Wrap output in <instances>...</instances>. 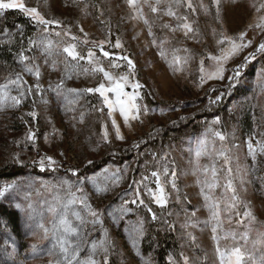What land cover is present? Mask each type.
I'll return each mask as SVG.
<instances>
[{"label":"rangeland","instance_id":"obj_1","mask_svg":"<svg viewBox=\"0 0 264 264\" xmlns=\"http://www.w3.org/2000/svg\"><path fill=\"white\" fill-rule=\"evenodd\" d=\"M23 2L27 7L38 8L46 18L59 19L66 28H71L72 35L81 38L83 33L79 31L80 26L92 41L108 39L110 30L111 44H105V50L119 56H128L135 62L134 79L139 80L144 86L140 89L143 99L138 103L147 105L149 112L147 115L142 113L140 120L131 121V128L124 124L118 112L114 113L125 136L123 141L117 140L111 119L107 116V108L104 113L96 110L101 107L98 94H85L76 103L69 104L51 90L64 76L63 56L56 58L59 71H54L51 67L52 58H48L49 63L45 64V58L39 53L26 52L28 55H35L34 62L40 65L42 73L40 83L45 92L43 98L39 93L31 95L19 108L0 109V185L29 179L53 182L67 179L73 183L82 181L93 206L104 213L105 227L108 228L115 242L110 264H145V261H150V264H169V257L174 258L177 264H182L181 253L192 261H196L197 258L202 261L206 257V264H219L211 232L203 223L194 229L181 227L186 220V212L199 209L197 219L200 222L206 220L209 215L202 206L204 202L200 195L197 177L191 174L195 166L194 153L197 142L205 137L210 144L214 143L219 149L222 142L213 137V132L219 131L227 137L223 142L224 146L230 148L232 154L239 155L242 165L252 163L246 158L245 141L254 129L264 131V91L261 88L264 84V76L261 75L264 70V56H258L256 60L247 64L238 82L229 87L221 102L210 104L209 97L214 100L220 90L230 85L229 77L232 76V70L243 62V57L248 52L254 51L256 46L264 41V34H260L258 29L249 30V37H254L253 46L227 62L223 80H209L201 87L199 61L204 58V67L211 70L212 61L207 59V55L209 53L219 55L216 37L212 34L213 29L216 30L217 35L223 30L229 35L238 34L248 25L256 23L258 15H264V13H256L251 7L253 3L258 6L264 0H242V6L232 7L223 13V25L214 18V15L203 13L199 7L200 0H192L196 12L181 8L178 14L187 15L189 21L193 22V27L199 32L195 38L185 37L179 29L175 33L162 29V23L176 26L179 21L169 17L157 19L150 9L144 6V15L152 22V31L155 34L154 37L150 36L143 21L132 18L133 11L126 0H77L75 4L72 0H23ZM203 2L211 6V0H203ZM224 2L227 3V0ZM15 15L22 19V22L16 25L11 22V18ZM17 26H23L25 39H21ZM9 31L13 34L11 43H0V83H4L7 77L21 71L16 53L21 48H28L26 37H34L36 32L28 18L18 10H8L0 16V41L8 40L5 33ZM53 38L56 39L54 36ZM117 38L123 45L120 49L113 47ZM154 38L156 44L152 43ZM70 39V36L65 37L66 41ZM165 39L168 42L162 47L167 53L168 60L161 58L160 48L157 47ZM3 48L6 49L7 55L1 57ZM176 49L180 51L175 52ZM183 49L190 50L192 59L184 66L183 71L174 72L169 67L168 61L174 54L180 57L189 55ZM79 50L83 54L86 53L87 48L82 46ZM97 55H101L98 50ZM102 59L107 68L108 58ZM119 63L124 64L123 61ZM125 70L126 68L122 67L113 71L118 74ZM23 75L28 84H35L34 76L27 73ZM101 80L100 75L87 78L81 76L78 79L67 80L65 83L69 88L83 90L97 86ZM127 90L131 91V89ZM45 99L49 103L45 104L43 102ZM72 99L76 98L72 97ZM215 107L216 111L204 115ZM33 110L38 113L36 119L27 115ZM81 114H83L82 123ZM194 116L200 117L198 119L200 124L194 134L187 136V139L184 137L174 139L173 136H169L158 144H152L154 146L150 144L156 134L184 122L185 119H193ZM216 117L220 119L219 124L212 123ZM105 123L108 125L111 143L102 140ZM29 128L36 132L35 144L24 139ZM136 144H139V148L135 146ZM233 144L239 145V148H232ZM17 155L22 163L15 162L14 157ZM44 155H50L57 160L55 171L41 172L33 163ZM165 155L167 162L161 159ZM88 161L92 163L89 164ZM211 163L208 157L201 158L202 167ZM165 164L170 171L174 169L177 173L179 193L171 189L170 184L167 185L166 190L170 193V197L165 208L151 203L144 194L145 203L150 204L158 219L155 221L150 219L151 214L143 206L129 205L133 208V212L122 220L113 222L108 213L118 209L124 199L130 198L126 194L132 191L130 185L133 180L139 181L143 175L150 176L152 171ZM105 168L109 169V175L120 169L123 179L119 186L110 187L107 194L101 195L95 193L91 181L96 177L101 184L105 183ZM260 168L261 171L257 175L264 176V160L261 161ZM219 176L223 183L224 173L220 172ZM200 179L204 177L201 176ZM249 179L253 178L249 177ZM149 183L150 186L155 187L151 180ZM237 186L239 187L238 181ZM246 187L247 191H241L240 195L243 200L251 202L257 217L252 232L254 240L257 232H264V191L260 190V184L255 181L247 184ZM222 191V188H217L214 195L219 197ZM45 195L50 196L49 193ZM16 203H24L22 197L9 194L0 200V264H48L46 249L50 245L31 235L27 227L30 222L24 212L15 208ZM137 220H142L145 228V236L139 246L140 256L135 254L137 250L131 247L127 238L128 226L136 223ZM153 222L155 229L149 227ZM166 222L174 224L175 228L170 229ZM187 231H192L196 235L199 248L191 244L186 235ZM98 234V231L94 232L93 237ZM170 234L173 236L172 241L167 240ZM6 241L9 246L8 251H11L10 245L15 242L16 256L12 259L3 254ZM231 243V240L221 241V247ZM33 244L39 245L38 251L44 253L35 259L31 249ZM163 248L167 253L162 261Z\"/></svg>","mask_w":264,"mask_h":264},{"label":"snow or ice","instance_id":"obj_2","mask_svg":"<svg viewBox=\"0 0 264 264\" xmlns=\"http://www.w3.org/2000/svg\"><path fill=\"white\" fill-rule=\"evenodd\" d=\"M77 0H72L75 4ZM133 11V19L142 20L148 28V34L155 36L152 31V22L144 15L143 7L147 6L151 13L157 19L162 20L163 17L173 18L179 23L173 26L169 23H162V29H168L175 33L181 30L185 37L195 38L199 35L197 29L193 27L187 15H179L181 8H187L193 13L196 12L192 0H126ZM242 6V0H211V6L200 0L199 7L205 15H214V18L223 25V13L232 7ZM256 13H264V2H260L258 6L253 3L251 5ZM8 10H18L30 21L36 32L34 37H26L28 48H21L16 53V60L21 66V71L9 76L4 83H0V109L19 108L30 98L31 95L39 93L43 98L45 89L40 83L42 76L40 65L36 64L35 55H28L26 52H35L43 56L44 63H49L51 59V67L54 71H59L57 67V57L63 56L64 76L61 81L51 88L57 97L69 103L74 104L85 94H98L101 107L96 110L104 113L107 108V116L111 119V126L117 140L123 141L124 134L121 126L117 122L114 113H119L123 118V122L131 128V121L140 120L141 114L147 115L149 109L147 105L138 103L143 99L140 89L144 86L139 80L134 79L136 73L135 62L128 56H119L105 50V44H111V32L109 30L108 39L100 41H92L88 39V33L82 26L79 31L83 33V38L72 35L71 28L65 27L59 19H49L43 15L36 7H27L23 0H0V16H3ZM101 15L103 13L101 12ZM55 26V28L53 27ZM60 29V30H56ZM258 29L260 34H264V15H258L257 22L248 25L245 30L240 31L236 35H229L226 30L220 31L217 35L213 29V36L216 37V45L219 48V55L209 53L207 59L212 61L211 70L204 67V58L199 61L200 86L202 87L209 80L224 79L225 65L234 57L239 56L246 49L254 44V37H249V30ZM17 31L21 39L24 37L23 26H17ZM8 40L0 41V43H11L13 34L6 32ZM53 36L56 38L54 39ZM70 36L69 41L65 37ZM167 39L161 41L160 56L162 59L168 60L167 53L162 45L167 43ZM156 44L155 38L152 41ZM86 47V53L79 50L80 47ZM114 48L123 47L119 38L115 40ZM97 50L101 55H97ZM176 49L175 52H179ZM189 55L180 57L173 55L168 61L169 67L176 71H183L184 66L192 59L190 50L183 49ZM258 56H264V41H261L254 51L248 52L243 57V62L238 64L232 70V76L229 77L230 86H234L246 68L247 64L256 60ZM102 58H108V67L104 66ZM123 61L124 64L119 63ZM125 67L122 73H116L114 69ZM24 73L35 77V84H28L24 79ZM96 75L102 77L101 82L95 87H88L83 90L69 88L66 86L67 80L78 79L81 76L85 78ZM264 76V70L261 73ZM264 91V84L261 85ZM127 89H131L128 91ZM215 91V89H212ZM15 92L16 94H13ZM224 94L216 96L213 100L209 97L210 104H216L222 101ZM75 97L76 99H72ZM45 104L48 100H43ZM33 103L35 101L33 100ZM27 115L36 119L38 113L30 111ZM75 118V117H74ZM80 122H83V114H81ZM143 121L141 120V123ZM213 124H219L220 119L216 117ZM234 136V134H233ZM213 137L218 138L222 142L221 147L217 149L215 144H210L207 137L197 142L195 150V166L192 175L197 177V183L200 187V195L203 198V207L209 213L208 218L202 222L197 219L195 209L186 212V220L181 225L184 229H194L203 223L205 228L211 232V239L214 242L215 252L218 257L219 264H264V232H257L256 239H252L253 225L257 221V217L253 212L251 202L242 199L240 192H246V185L253 181L260 184V190L264 191V176L257 175L261 171L260 163L264 160V131L254 129L253 133L248 136L246 144V158L251 160V164H241L239 155L232 154L230 148L225 147L223 142L227 137L219 131L213 132ZM259 137V138H257ZM27 142L35 144L37 140L36 132L29 128L25 138ZM102 140L105 143H111L109 139L108 125H103ZM146 143V141H145ZM139 148V144L135 145ZM232 148H239V145L233 144ZM202 157H208L211 165L200 164ZM15 162L22 163L19 155L14 157ZM155 159V155H153ZM167 162V155L161 157ZM41 172L48 170L55 171L58 162L50 155L41 156L37 161H33ZM89 164L92 161H88ZM219 164V167H217ZM223 172V183L219 173ZM104 181L101 184L99 178L94 177L91 181L94 186L95 193L107 194L110 187L119 186L123 179L120 169H116L109 175V169H104ZM210 173V178H209ZM78 175V173H77ZM203 176L204 179H200ZM252 177L253 179H249ZM166 178V179H162ZM177 173L165 165L161 166L149 175H143L139 181L133 180L130 188L132 191L126 195L130 198L124 199L118 209L109 212L108 216L113 222L122 220L125 216L133 212V208L129 205L143 206L148 213L151 214L152 220H157V214L153 211L150 204L145 203V195L147 199L160 208H165L169 202L170 193L166 190L170 184L171 189L179 193L177 185ZM154 183L155 187L150 186L149 181ZM237 181L239 187L237 186ZM111 182V183H109ZM217 188L223 191L219 197L214 195ZM49 193V195H45ZM20 196L24 203H16L15 208L26 214L27 220L30 222L27 227L31 231L33 237L48 242L50 245L46 249V255L49 257L48 264H110L111 253L115 247V242L111 238L110 232L105 227L104 213L95 208L91 202L88 192L85 190L84 183L78 181L73 183L70 180L62 179L56 182L50 180L29 179L26 181H12L0 185V200L7 195ZM190 203V201H189ZM243 207V211H241ZM118 213V214H117ZM171 215V213H169ZM168 223L170 229H174L175 225ZM227 225V227H226ZM243 229V231H239ZM203 231V228L201 229ZM99 234L93 237L94 232ZM186 235L191 242L199 248L197 237L192 231H187ZM145 236L144 222L137 220L136 223L130 224L127 228V238L131 247L136 249V255L140 256V242ZM231 240V245L221 247V241ZM4 256L12 259L16 256V245L13 242L8 251L7 241L5 242ZM251 245V247H249ZM39 245H31L33 258L41 256L44 253L38 251ZM182 264H206L207 258L201 261L190 260L187 255L181 253ZM150 264V261H145ZM169 264H177V261L169 257Z\"/></svg>","mask_w":264,"mask_h":264},{"label":"trees","instance_id":"obj_3","mask_svg":"<svg viewBox=\"0 0 264 264\" xmlns=\"http://www.w3.org/2000/svg\"><path fill=\"white\" fill-rule=\"evenodd\" d=\"M11 22L16 25L18 23H21L22 19H21V17H18L15 15L14 17L11 18ZM6 52H7L6 49L3 48L1 50V57H4L5 55H7ZM216 109H217L216 107L212 108L211 110L204 113V115H207L210 112H214V111H216ZM197 116H199V115H197ZM197 116H194L193 119H190V118H188L189 120L185 119L184 122H180V123L176 124L175 126L169 128V129H166L162 133L156 134L155 138L152 139V143H150V144L151 145L156 144V143L158 144L159 142H161L162 139H165L166 137H169V136L170 137L173 136L174 139L176 137H184L187 139V136L189 137V136H191V134H194L196 129L199 127L198 125L200 124V121L198 119L200 117H197ZM152 146H154V145H152ZM148 218H150V217H148ZM149 227H151V229H155L156 228L155 222L149 224ZM168 239H169V241H172V239H173L172 234H170L168 236L167 240ZM163 251H164V253L163 252L161 253V260L162 261H163V259H165V255L167 253V250L165 248H163Z\"/></svg>","mask_w":264,"mask_h":264},{"label":"built area","instance_id":"obj_4","mask_svg":"<svg viewBox=\"0 0 264 264\" xmlns=\"http://www.w3.org/2000/svg\"><path fill=\"white\" fill-rule=\"evenodd\" d=\"M229 87H230V85L227 86L225 89L220 90L216 96H218V95H220L221 93H223V94H224L223 98H225L226 91L228 92Z\"/></svg>","mask_w":264,"mask_h":264},{"label":"bare ground","instance_id":"obj_5","mask_svg":"<svg viewBox=\"0 0 264 264\" xmlns=\"http://www.w3.org/2000/svg\"><path fill=\"white\" fill-rule=\"evenodd\" d=\"M74 175V174H73Z\"/></svg>","mask_w":264,"mask_h":264}]
</instances>
